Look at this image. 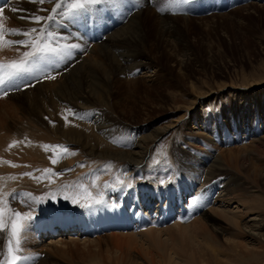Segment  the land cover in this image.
I'll list each match as a JSON object with an SVG mask.
<instances>
[{"label":"bare ground","instance_id":"1","mask_svg":"<svg viewBox=\"0 0 264 264\" xmlns=\"http://www.w3.org/2000/svg\"><path fill=\"white\" fill-rule=\"evenodd\" d=\"M58 1L62 0H49L48 6L46 7L47 13H44L42 17L48 16L51 13V9L55 6V4L58 3ZM139 1L142 2V5L148 4V0ZM75 2H78V0H75ZM111 2L112 1H104L103 3L97 4L96 6L98 11H101V9L103 10L104 19L98 17V20L96 21L98 29L96 28L95 38H90L87 34H84L83 37L77 28L69 30L72 33H68V31L62 27L61 24L72 27L74 23H70L69 20L76 21L75 19L70 18H67L66 20L64 19L65 15L70 14V4L64 3L63 7L58 11V13L54 14L55 19L53 21L45 20L40 24H37L34 20L29 19L30 17L36 16L38 14V5L35 0H4L3 6L0 7V9H3L2 14H0V32H2L4 36V40L0 41V62L4 63L6 60H11V58L17 57V54L20 56L23 55L24 52L30 51L28 50L30 47L20 46L17 44H13L12 46L7 43L8 40H25L28 42L31 40V36L25 37L22 34L12 35L9 33L10 35H8V30L11 28L19 29L21 33L24 31H30L32 28H42L44 29L43 33H33L32 35H39V38L44 40V43H50L51 46L57 47L58 49L65 48V45L68 44L78 45L76 48L80 49L74 52L75 48H69V46H66L67 50L69 52H74V54L70 61H66L68 60L66 58L63 66L62 56L64 53L61 52L58 54H50L54 58L53 61L55 65H53V68L55 69L52 70V72L54 73L53 76L55 78L42 83L37 82L36 85L34 84V87L31 88L29 86V88L27 87L28 89H23L24 91H21L19 88L15 89L14 92H11L14 95L13 97H16V101H18L16 110H19L20 113L16 115L18 111L15 113V108L11 106L12 109L9 110V112H11L12 117H27L33 119L34 122L32 125H30V132L33 133L34 136L39 140H49L50 133L53 131L65 139L66 144L76 146L80 145L81 148L83 146L85 149L88 147L87 151H85L89 156L96 155V158L111 157L114 159L112 162L116 161V163H111V166L109 165L110 162H108L109 164L97 163L98 165H103L100 168L95 166L97 167L96 169L94 168L95 172L99 173V177H94V182L90 188L91 190L88 189L90 191H87L84 197H82V200H94L93 203H90L92 205L91 208L79 205L78 207L80 208V211H78L77 214H74L73 219L65 216V220H62V217H60L56 220L57 223L54 224L49 223L46 225L45 223L40 222L38 227H36V234L39 233V236L45 234L47 236L46 233H51V231H61V234H63L65 227L72 228L74 227L73 225H75L77 231L73 234L70 233V236H68L72 242L81 237V232H83V230H85L87 233L95 235L96 237H100L96 228H94L93 223L95 222L98 227H101L103 230H107V233H109L107 236L112 238V241L115 242V248L113 247L114 249H107V252L111 253L112 255L110 258L111 260L109 259L110 256H107V258L114 264H132L127 263L122 259L123 256L130 252L124 251L125 249L121 246L124 244V242H126V245L131 248V250L141 248L144 251L143 255L146 257V260L143 264H197L196 260L192 259L195 253H197L199 259L198 264H237L238 260H234L231 257L233 255L230 256L229 252H231V254L239 253L240 255H243V251L253 252L252 250L259 248L258 245H260V243H264V215L258 210L260 207L259 201L264 198L257 195L256 197L252 187L245 186L242 180L225 176L226 174L229 175V173L223 171V166L225 163H233L237 167V165L240 163V160L245 162L248 156L246 154L247 147L243 146L242 144L234 148H224L223 151L221 149V151L217 150V152L211 153L212 148L210 144H206L205 146L209 151L207 153H202L198 156H195L190 153H186V151H179L180 153L169 152L171 151L169 148L171 146L170 145L163 153L165 156L162 157L161 160L159 159L160 161L157 160L158 155L157 153H154L155 141L162 136L167 127L170 125L181 126L180 128L183 127V129L189 130L190 126L184 122V117L188 114H191V112L194 110V106L201 104V101H199L202 99L201 96H195L191 98L192 100L190 99V106L186 107L185 112H183L182 115L180 114L177 119H174L173 124L170 122L171 124L168 126L158 125L157 122L158 119H160L159 117L164 116L163 114L166 112L171 114L174 111L180 110L179 106L175 105L178 98L177 94L170 95L172 105L167 107L165 110H162L154 115H152L151 112L146 111L143 115L144 117L142 116L140 120V122L143 123L134 121L135 123L139 124H127L124 126H119L120 124L116 123L115 118H120L119 113H117L118 110L120 109L119 112H122V109H125L124 105L120 104L117 101V97H115L116 94L120 92L119 86H121L123 82H127L134 78L131 77L127 79L126 77L133 74L135 75L138 73V71L140 72L141 70H144L141 71L142 77L152 80V75L154 73H151L150 69L154 67V64L150 56L146 53V49L144 48L147 47L144 45L148 44L147 41H149L151 38H148L149 34L152 31L156 32L155 27H157L158 24H155L156 19H153L154 14L150 8L146 10L148 14H146L143 18L140 17L141 8L138 10H132L129 12V15L126 12L122 16L120 15L119 11L121 7L125 6L123 4L124 1L118 0L116 4H111ZM114 6L116 7L115 12H117L121 18L123 17V19L117 25H111L104 30L103 21L109 16L108 7L114 8ZM91 7L92 5L88 6L84 11H73L70 17L77 18V16L82 13L86 19H90L93 16L88 15L87 11ZM135 12L137 13L125 23L129 16ZM158 19H160V17ZM78 22L79 21H76L75 25H77ZM169 26L171 28H166L168 31H172L174 27L172 25ZM48 31L53 33L51 36L54 38L53 40L48 37ZM99 32L104 34L103 38L101 35H98ZM7 37L9 38L7 39ZM106 37H108V39L102 41ZM121 77H123L124 80H122ZM256 83H251L249 88L253 89L257 85L264 86V81H258ZM8 86L9 88H14L11 83H9ZM254 97H256V99H254L255 102H257L260 106L261 102H263L262 99H260L257 94H254ZM241 100L243 104L242 113L244 116H246L249 112L248 100ZM245 102H247V105L244 106ZM263 105L262 107L264 108ZM7 106L9 107L10 105ZM115 106H117L118 110L115 109ZM68 109L74 110L83 118L81 119L80 116L73 117L68 112ZM64 112L67 113V116H63ZM201 112L202 114H191L193 115L192 120L195 124L193 129L195 130V133L200 135L207 134L208 137L206 138L211 140L212 137L215 136V133L213 131L209 133V128L207 127L208 122L204 116L205 113L202 108ZM261 112H263V110H261ZM44 114L47 115V119L45 118L41 122H37L38 117L41 118V116ZM65 117H67V120H65ZM133 117L135 116H128V118ZM51 118L56 120V123L53 127H51L53 123L50 125ZM259 126H264V120L262 117L259 118ZM254 127V122L249 123V125L245 127L246 131H244L242 138H248L250 143L252 142V144H254H251L253 147L250 146V148L256 150V148L258 149L259 145L263 144L264 147V143L258 135L260 130L251 134V132H255ZM1 130L2 133H7H5V135H1L2 133H0V155L4 154L7 149H9V147L7 148V145L3 146L4 142L6 144L8 138L10 141L16 139V132H10L11 129L8 121L1 120L0 132ZM192 132L193 135L194 131ZM67 134L69 137H66ZM185 134L187 136L181 141V143L186 145V147H190V145H193L195 140L193 139L192 135L184 133V135ZM96 135H102V137L106 138L109 144H111L107 150L96 153V149L93 147L96 143L94 144L92 141H97V144H101ZM209 135H212V137L210 138ZM257 135L258 137L256 138ZM260 135H262L264 139V130H261ZM82 136H84L85 139H83ZM24 137H20V139H25L26 137ZM229 137L230 136H228V139ZM20 139L17 138L16 140ZM37 141L38 140L32 143L35 144ZM10 143H13L12 146L14 145V142L11 141ZM247 145H249V143ZM17 149H21V147H17ZM171 149H173L172 146ZM79 151L82 152V150ZM68 154H70V152ZM81 154H78L73 158H78L79 160L82 158ZM72 156L73 155H71V157ZM3 157L7 156L5 155ZM155 159L157 161H155ZM6 160L8 159H0V200L3 201V203L0 204V208L3 209V213L9 219L7 223L5 220L3 221L6 227L3 231H0V261L5 260L8 253L10 223L11 219L14 218L11 210H16L18 207L16 205L17 202L13 201L15 196L7 195L8 187H12V191H14L16 188V186L12 185V183L18 177L16 168L13 165L16 164V161L12 164L8 162L9 160ZM100 160L101 159L98 161ZM104 160L107 161V159ZM21 161L22 160H19L20 163ZM28 161L25 162L26 165L31 164L29 163L30 161ZM31 161L34 162V160ZM72 161L73 160L70 162ZM75 161L77 162V160ZM89 162H91V160ZM243 162H241L240 165H242ZM43 163L41 162V166H43ZM35 164H38V162ZM5 165L9 166L8 170H6ZM33 165L34 164L32 163V166ZM29 167L30 166H28V168ZM85 167L87 168L86 164ZM251 167H253L251 172L247 171V167L243 168V170H246L248 174L253 177L255 182L259 179L257 177L262 178L264 184V171L258 170L252 165ZM23 168L25 167L23 166ZM82 170L83 168L79 171L82 172ZM238 173L240 174V171ZM163 175H169L165 182H174L175 185L171 188L168 186H157V184L160 182V179L163 178ZM19 177L21 178V176ZM188 178L197 184L196 191L193 195L191 193L192 191L184 192V198L186 200L188 198V203L184 205H178V201L182 199V190L184 187V183L182 181ZM65 179L67 178L65 177ZM23 180H25V178ZM69 180H71V178ZM30 181L27 182L30 183ZM33 181L36 183L37 180H32L31 182ZM143 181L146 183H142ZM21 183L23 187L25 186L24 184H26L25 182L23 184L22 180ZM139 185L147 186L140 187ZM28 187H30L32 191L35 188L37 189L36 186L34 188L33 186H27V189H29ZM87 187H89V185ZM178 189H180L179 199L178 192H176ZM202 189L208 192L210 195V203H205L209 206L210 210L205 207V204H202L201 201H198V198L193 204L189 201V197L194 195L197 197V194H199L200 200H202V197L206 200V196L200 195L204 194ZM235 191H241V194L239 193V195H237L235 194ZM67 198L69 197L67 196ZM52 199H56L55 196ZM70 200L68 199V201ZM96 201H99V203H96ZM197 207L199 208L200 214H196L194 210ZM22 209L25 208L22 207ZM10 214L12 217L9 216ZM230 226L232 229L234 228V230H236V234H234L233 237L230 236L231 238H227L225 236L223 238H219L220 234H222L223 231ZM129 228L134 230L132 231L134 234L127 231ZM72 230L74 231V229ZM135 230L139 231L135 233ZM61 234L58 236H50L49 239L52 241L49 240V242L46 243V246L57 247L58 242L65 239L61 236ZM25 235L27 236V239H29L32 237V232L27 230L26 234H22L23 238ZM45 235H43L41 238L43 239ZM240 237H244V239L241 240L242 238L240 239ZM95 240L97 241L98 239ZM24 242L22 239V243ZM62 244L63 243L60 245ZM136 244L138 247L134 246ZM11 247L13 249L16 247L14 241L11 243ZM153 248L154 251L152 252L150 249ZM222 248H226L229 252H223ZM62 250L61 253L63 254ZM107 252L105 251V253ZM154 254L157 255V258H154ZM113 255L118 257L113 258ZM250 256L251 254L249 253L248 257ZM38 257L39 256H36L34 258L36 259ZM53 258L55 259V256ZM35 263L60 264L53 261L48 262L46 261V257L43 256H41ZM17 264L24 263L19 261Z\"/></svg>","mask_w":264,"mask_h":264},{"label":"rangeland","instance_id":"2","mask_svg":"<svg viewBox=\"0 0 264 264\" xmlns=\"http://www.w3.org/2000/svg\"><path fill=\"white\" fill-rule=\"evenodd\" d=\"M35 1L37 2L38 5L37 15L42 16L44 15V13H47L46 7L48 6L49 0H44L43 3H40L39 0H35ZM104 1H112L111 4H116L118 0H104ZM137 1L139 2L141 8V11L139 10L140 17L143 18L146 14H148L146 10L150 8V10L154 14L153 19L154 20L156 19L155 24L156 25L158 24L157 27H155L157 29V30L155 29L156 32L153 31L150 32L148 38L150 37L151 38L149 41H147L148 44L144 45L145 47H147L144 48L146 49V53L150 56V58L153 61L154 67L150 69V72L151 73L153 72L154 74L152 75V80H148L146 77H142L141 71L144 70H141L140 72L138 71V73H136L135 75L133 74L126 77L127 79L134 77L132 80L123 82V84L119 86L120 92H118L115 97H117V101L120 104L124 105L125 109H122V112H119L120 109L118 110L117 106H115V109L118 110L117 113H119L120 115V118L117 119L115 118L116 123L120 124L119 126H124L127 124L133 125V124L143 123L140 122V120L146 111L151 112L152 115H154L162 110H165L167 107H170L172 105L170 100V95L177 94L178 98L176 100L175 105H178L180 110L174 111L171 114H168L166 112L165 114H163L164 116L159 115L161 117H159L160 119H158L157 122L158 125L168 126L171 123L173 124L174 123L173 120L177 119L180 116V114L182 115L183 112H185L186 107L190 106L192 100L191 98L195 96H201L202 99L199 100L201 101V104L200 105L197 104L196 106H194V110L191 112V114L193 115L202 114L201 112V108H202V110L205 113L204 116L206 117L208 122L207 127L209 128V133L213 131L215 133L214 134L215 136L212 137V135L211 136L209 135V137L210 138L212 137V139L208 140L206 138L208 137L207 134L200 135L198 133H195V130L193 129L195 124L194 121L192 120L193 115L188 114L184 117V122L190 126L189 130L183 129V127L180 128L181 126L170 125L167 127L166 131L162 134V136L155 141L154 153H157L158 155L157 160L160 161L161 158L165 156V154L163 153L170 145L172 146L173 149L174 148L176 149L173 150L171 149L170 146L169 148L171 151L169 152L180 153L182 151L183 152L186 151V153H190L192 155L198 156L202 153H207L209 151L205 146L206 144H210L212 148L211 153H215L217 152V150L221 151V149L223 151L224 148L226 149L234 148L236 146L243 144V146L247 147L246 154L248 156L246 158V161L243 162L240 160V163L239 165H237V167L233 163H225L223 166L224 168L223 171L229 173V175L226 174L225 176H229L233 179L237 178L238 180H242L245 186L252 187L255 196L257 195L264 198L263 179L257 177L259 179L256 181L257 182L256 183L253 177H251V175L248 174V172H251V170L253 169L251 165L258 170L264 171L263 144L259 145L258 149L256 148L255 150L253 148H250V146L253 147L252 145L254 144H252V142L250 143V140L248 138L247 139L242 138L244 131H246L245 127H247L249 123L254 122L255 124L254 127L255 132H251V134L258 132V130H260V132L261 130H264V126L263 127L259 126V118L262 117L264 120V113H263L264 108L262 107L264 103V86L257 85L253 89L249 88L250 87L249 85L251 83L255 84L258 81H264V0H181V2L179 3L175 2V0H148V4L146 5H142L141 4L142 2H140L139 0ZM58 3L64 5L63 0L58 1ZM123 4L125 5L126 3L124 2ZM96 6L97 5H92V7L88 9L87 14L94 16L98 12ZM131 6L132 5H128L127 8L125 6L121 7L119 11L120 14L124 15L127 12L129 15V12L132 11V9L130 8ZM69 10H70V14L64 16L65 20L68 18V16H71L73 13V10L71 8ZM137 12L131 14L129 18L125 21V23ZM158 16L160 17V19H158L159 18ZM169 25H172L174 27L172 31H168V29L166 28V27L171 28ZM68 33H72V32L69 31ZM7 34L10 35L9 32ZM8 38L9 37H7V39ZM49 38L51 40L54 39L53 37H49ZM107 39L108 37L104 38L102 41H105ZM66 46H69V48H71L70 44L65 45V48ZM28 50L33 51L31 47ZM77 50L80 49L75 48L74 52H76ZM74 52H70V55L64 54L62 56V66L66 58L68 59L66 61H70L72 59ZM22 56L23 55L19 56V54H17V57L11 58V60H6L4 63L0 62V64L7 65L9 62L13 60L18 61L19 59L22 58ZM53 74L54 73L52 72V75ZM121 78L122 80H124L123 77ZM51 79L48 78L38 83L50 81ZM35 85L30 87L32 88ZM28 88H25L24 90ZM254 94L255 95L257 94V96H259V98L262 99L263 102H261L260 106L257 102H255L254 99H256V97H254ZM13 96L14 95L11 92H9L7 95L0 93V122L1 120L9 122L11 129L10 132H16V139L17 138L20 139V137H24V136L26 138L24 137L25 139L21 138L20 140H16V139L11 140L12 142H14L13 146H12L13 143H10L11 141L8 138L7 139L8 142L6 141V144L5 142L3 144V146L7 145V148L9 147V149H7V151L5 152L7 154L4 153L0 155V159L1 160L8 159L9 161L8 160L6 161L12 164L13 162L15 163L16 161V164L13 165L15 166L16 172L18 173V177H17L18 179L16 178V180L18 181L15 180L13 182L15 184L12 183L13 186H16L15 190L12 191L11 190L12 187H8L7 195L15 196L13 201L17 202L16 205L18 206V207L16 206L17 208L15 211H19L21 213H29L32 217H34V220L38 217L37 215L38 211H42L40 212V215H42L44 213H47L46 211H53L56 209H59L56 210L55 213L57 214V216L53 217L54 215H51L52 218H50V220H53L55 218L58 219L60 217H62V220H65L64 218L65 216L73 219L74 217L72 216H74V214H71L72 216H70L67 213H64L65 211H62V209L71 211L74 208H77L79 205H86L93 203L94 200L93 201H90L89 199L82 200V197H84L87 191L91 190L90 188L94 182L93 181L94 177L95 176L99 177V173L95 172V169L97 167L100 168L101 166H103L101 164H109L108 162H110L109 165L111 166V163H116V161L112 162L114 161V159H112L111 157H109L110 158L109 159L108 157L96 158L97 157L96 155L89 156L88 153H86L88 147H86L85 149L83 146L81 148L80 145L76 146V145L66 144L65 139H63L56 132L53 131H51L50 133L49 140L44 141L37 139L34 136V134L30 132V125H32L34 122L33 119L27 117L25 118H16V116L12 117L11 112H9V110L12 109L11 108L12 106L15 108V113L16 111H18L16 115L20 114L19 110H16V107L18 106L17 105L18 101H16V97ZM241 99L248 100L249 112L247 113L246 116H244V114L242 113L243 104ZM7 105L10 106L8 107ZM245 105H247V102L244 103V106ZM261 110H263V112H261ZM130 115H134L135 116L133 117L134 119L128 118V116ZM46 116H47L46 114L42 115L41 116L42 119L38 117L37 122H41L46 118ZM63 116H67V113L64 112ZM134 121H139V123H135ZM50 122H51L50 125L53 123L51 125V127H53L56 123V120L51 118ZM192 131H194L193 135H192L193 133ZM183 132L192 135L193 139L195 140L193 145H190V147H186V145L181 143V141L185 139L187 136L186 134L184 135ZM260 132H258V135L261 138V140H263L264 143V139L262 135H260ZM0 133H2V130ZM5 133H2L1 135H5ZM258 135L256 136V138L258 137ZM228 136H230L229 139ZM66 137H69L68 134L66 135ZM96 137L101 142V144H97V141L96 142L92 141L94 142V144L96 143L93 146L94 149H96L95 150L96 153H99V151L103 152L104 150H107L111 145L109 144L108 140L102 137V135H96ZM82 138L85 139L84 136H82ZM36 140H38L37 143L35 144L32 143L34 141L36 142ZM248 143L249 145H247ZM45 145H62L67 147V152H65L62 148L46 149L44 147ZM248 146L250 149L248 148ZM17 147H21L22 150L17 149ZM24 150L26 153L24 152ZM79 150H82V152ZM68 151L70 152V154H68L69 153ZM78 154H81L82 158L80 159L82 160L80 159L78 160V158H73ZM5 155L7 157H3ZM71 155L73 156L71 157ZM15 158H17L18 161ZM50 158L57 160V163L52 164ZM85 159L88 160L86 161ZM99 159L101 160L98 161ZM104 159H107V161ZM19 160H22L21 163L19 162ZM31 160H34V162ZM40 160L42 163L43 162L46 163H43V166H41ZM71 160L73 161L70 162ZM75 160H77V162ZM90 160L91 162H89ZM157 160L155 159V161ZM27 161L31 164L28 163L29 165H26L25 162ZM35 161H37L38 164H35L37 163ZM88 162L92 164H89ZM241 162H243L242 165H240ZM32 163L34 164L33 166ZM97 163H101V164L98 165ZM85 164L87 165V168L85 167ZM7 166L8 165H5L6 170H8L9 168V166L8 167ZM23 166L25 168H23ZM28 166L30 167L28 168ZM43 167L45 169L49 168L50 172L45 174L43 172L44 169ZM245 167H247L246 169L248 172L246 170H243V168ZM82 168L84 171L83 170L82 172L79 171ZM237 168L239 169L240 174L238 173L239 171ZM25 173H29L31 175H24ZM19 176H21V178ZM65 177L67 179H65ZM69 177L71 178V180H69L70 179ZM168 177L169 175H163V178L160 179V182L157 184V186L159 187L168 186L169 188L173 187L175 185L174 182H165V180ZM24 178L25 180H23ZM31 179L37 180L36 183L35 181L31 182L32 181ZM21 180L23 184L25 182L27 185L24 184L25 186L23 187ZM26 180L27 181L31 180V181L30 183H28ZM182 182L184 183V187L182 190V199L178 201V205L180 204L184 205L188 203L187 202L188 198L187 200L184 198V192L192 191L191 193L193 195L197 188V184L195 182H192L190 178L183 180ZM142 183H146V182L143 181ZM64 185H70L72 187L65 189ZM88 185L89 187H87ZM27 186H31V187L33 186V188L36 186L37 189L32 188L33 189L32 191L30 187H28L29 189H27ZM139 186L146 187L147 185H139ZM40 188L43 191H41ZM36 190H38L39 192ZM202 191L204 194H200V195L206 196V203L209 204L211 200L210 195L205 190L202 189ZM176 192H178V199H179L180 189H178ZM239 193L241 194V191H235V194L239 195ZM49 194L50 195L54 194V195L50 196ZM30 195L31 197L33 196L41 197L42 202L35 203L33 200L31 201V199H29ZM54 196L56 199H52L54 198ZM67 196L69 198H67ZM68 199L71 200L68 201ZM196 199L197 197L195 195L189 197V201L192 202V204L193 201H195ZM261 200L259 201L260 207L258 210L261 214L264 215V199ZM22 207L25 209H22ZM206 208L210 210L208 205ZM9 216L12 217L11 214ZM2 219L3 221L5 220V222L7 223L9 218L3 213ZM73 226L75 227V225ZM68 229H69L68 231H72L70 232L71 234L77 231V229L74 228H68ZM72 229H74V231ZM36 230L37 229L32 227L31 224L30 227L28 228V231L32 232V237L27 239V236L25 235L23 238V242L26 241L21 245L23 253L20 252L18 255L28 257V260L22 261L24 264H37L35 262H37L41 256L46 257V261L48 262L53 261L60 264H102V260H103V264H108V263L114 264L111 261H109L112 255L111 253L107 252V249L113 247L115 248L114 245L115 242L112 241V238L107 236L109 235V233H107V230L102 229L103 231L101 233V231H98L96 229L100 237H96L94 235H84L79 237L78 238L79 240L78 239L74 240V242L70 241L71 239L70 237H68L70 236L68 235V231H67V235L65 233L61 234V231H56V232L51 231V233H49L50 235L44 236L42 239L41 237L45 234L39 236V233L36 234ZM127 231L134 234V232H132L134 230L130 228ZM138 231L139 230H135V233ZM57 234L58 235L61 234V236L65 238L63 240H60V242H58V244L59 243L60 244L63 243V244L62 245L59 244V246L57 244V247L46 246V243L49 242L50 240L49 239L50 236H58ZM234 234H236V230H234V228L232 229V227L230 226L227 229H225L222 234H220L219 238H223L224 236L227 238H229L230 236L233 237ZM95 239L98 240L96 241ZM240 239L243 240L244 237H240ZM121 246L125 249L124 251L126 252L130 251L129 253H127L125 256L122 257V259L127 263L143 264L144 261L146 260V257L143 255L144 251L141 248H138L136 250L133 249L131 250V248H129L126 245V242H124V244ZM134 246H137V244ZM258 246L260 249L256 248L252 250L254 254L253 252H249V251H243V255H240L239 253L231 254V252H229L226 248H222V251L223 252L228 251L230 253V256L233 255L234 257L233 256L231 257L234 260H238L237 264H264V243H260V245ZM61 250L63 254L61 253ZM150 250L153 252L154 248ZM46 251H48L49 253ZM105 251L108 254L105 253ZM249 253L251 254L250 257H248ZM146 255L148 257L147 252ZM36 256L39 257L35 259L34 257ZM54 256L56 260L53 258ZM107 256L108 257L110 256L109 259L107 258ZM153 256L154 258H157L156 254H154ZM117 257L118 256L113 255V258H117ZM192 259L196 260L198 264L199 259L197 253L194 254Z\"/></svg>","mask_w":264,"mask_h":264},{"label":"snow or ice","instance_id":"3","mask_svg":"<svg viewBox=\"0 0 264 264\" xmlns=\"http://www.w3.org/2000/svg\"><path fill=\"white\" fill-rule=\"evenodd\" d=\"M40 3H43L44 0H39ZM104 0H78V2H75V0H64L65 4H70L71 9L73 11H84L88 6L91 5H97L100 3H103ZM175 2L179 3L181 0H175ZM63 7V4L57 3L55 6L51 9V13L46 16L42 17L39 15L30 17L29 19L34 20L35 23L40 24L42 21H53L55 19L56 13ZM3 9H0V14H2ZM10 34L12 35H19L22 34L25 37H30V42L25 40H8L7 43L9 45L17 44L20 46H27L31 47L33 51H26L23 53V56L21 59L13 60L9 62L7 65L0 64V70H3L4 68L9 69L8 71L4 72L3 75H0V85H4L5 83H11L13 87L15 88V80L18 77H21L23 74L28 73L30 71V63H34L37 61L39 57L50 55V54H58V53H64L65 55H70V52L67 50V48H57L51 46L50 43H44L42 39L39 38V35L33 36V33L41 34L44 32V29L42 28H32L30 31H24L23 33L20 32L19 29L11 28L8 30ZM48 37H51L53 33L51 31L47 32ZM4 40L3 33L0 32V41ZM78 45H71V48H76ZM47 78H55L54 76H49ZM31 85H25V87H28ZM7 94V93H5ZM68 112L73 116H80L79 113L75 112L72 109H68ZM82 119L83 117L80 116ZM47 119V118H46ZM65 120H67V117H65ZM11 147V145H10ZM47 148L57 149L62 148L65 152H67V148L62 145H45ZM51 159V158H50ZM52 164H56L57 160L51 159ZM43 172L45 174L49 173V169H44ZM24 175H31L29 173H25ZM163 183V182H162ZM131 186V185H129ZM72 186L70 185H64L65 189H68ZM66 198V197H65ZM29 199L33 200L35 203H41L42 198L41 197H31L29 196ZM3 201L0 200V204H2ZM96 203H99V201H96ZM195 203V201H193ZM83 207L91 208L92 205H82ZM30 207V205H29ZM12 215L14 218L11 219L10 223V236H9V247H8V253L5 260L0 261V264H17L19 261H25L28 259L26 256L18 255V253L22 252L21 243L23 236L22 234H26L28 228L31 225L32 220L34 217H32L29 213H21L19 211L11 210ZM34 211V209H33ZM3 209L0 208V231H3L6 227L5 223L3 222ZM15 242L16 247L13 249L11 247V243Z\"/></svg>","mask_w":264,"mask_h":264}]
</instances>
